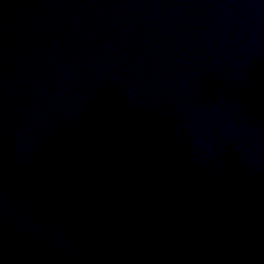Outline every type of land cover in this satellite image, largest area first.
I'll list each match as a JSON object with an SVG mask.
<instances>
[{"label": "water", "instance_id": "water-1", "mask_svg": "<svg viewBox=\"0 0 264 264\" xmlns=\"http://www.w3.org/2000/svg\"><path fill=\"white\" fill-rule=\"evenodd\" d=\"M0 264H264V0H0Z\"/></svg>", "mask_w": 264, "mask_h": 264}]
</instances>
